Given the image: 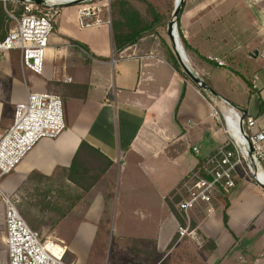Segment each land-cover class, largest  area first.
Here are the masks:
<instances>
[{
  "label": "crops",
  "instance_id": "obj_1",
  "mask_svg": "<svg viewBox=\"0 0 264 264\" xmlns=\"http://www.w3.org/2000/svg\"><path fill=\"white\" fill-rule=\"evenodd\" d=\"M96 3L101 22L90 26L81 24L80 3L59 8L42 73L25 69L19 51L0 58V137L16 104L33 91L61 95L66 122L61 135L41 139L3 178L4 188L18 205L67 186L62 169L85 141L113 164L59 222L67 263L102 264L93 246L106 237L107 264H264L261 185L238 181L227 224L224 198L214 213L198 212V241L179 238L184 220L172 195L225 143L229 110L264 127V7L253 0L184 1L180 28L199 54L183 48L211 95L173 66L156 34L115 52L110 9L104 0ZM72 215L75 223L66 227Z\"/></svg>",
  "mask_w": 264,
  "mask_h": 264
},
{
  "label": "built area",
  "instance_id": "obj_2",
  "mask_svg": "<svg viewBox=\"0 0 264 264\" xmlns=\"http://www.w3.org/2000/svg\"><path fill=\"white\" fill-rule=\"evenodd\" d=\"M9 0H0L7 8ZM23 5L19 16L7 10L14 27L0 40V54L13 51L21 54L22 65L35 73H42L50 37L56 29L59 8L77 0H14ZM97 0H81L79 11L82 25L101 22ZM110 7V0L105 1ZM264 57V51L261 53ZM218 65L225 62L211 58ZM202 89V88H201ZM203 90V89H202ZM215 116H219L217 110ZM244 116V117H243ZM227 121L225 143L199 162L184 179L177 202L184 222L178 227L179 238L198 239L195 224L198 212L211 214L216 205L235 190L240 179L264 182V127L247 113L225 114ZM66 129L63 99L52 91L30 92L26 101L16 104L11 126L0 137V197L4 207V241L7 264H69L63 239L42 238L21 214L16 200L2 188V180L11 174L26 155L43 138H56ZM199 154V149L194 147Z\"/></svg>",
  "mask_w": 264,
  "mask_h": 264
},
{
  "label": "trees",
  "instance_id": "obj_3",
  "mask_svg": "<svg viewBox=\"0 0 264 264\" xmlns=\"http://www.w3.org/2000/svg\"><path fill=\"white\" fill-rule=\"evenodd\" d=\"M145 2L148 3V9L146 11V14H143L139 10V8H137L131 2V0L111 1L110 20L113 31L115 52L120 53L125 48L138 42V40H140L141 38L151 34H156L157 28L159 26L165 25L164 17L160 14L157 8H155V6L151 2L147 0H145ZM7 10H13L17 15L20 16L23 12V5L20 1L9 0L7 8H5L3 3L0 2V40L4 39V37L7 35L9 30L11 29V23L13 22ZM181 13L178 17L177 27L181 44L184 48L193 50L194 52L199 54V52L195 48H193L192 45H190L185 39L184 34L180 28ZM164 46L166 48L168 60L177 70H179L185 76H188L187 73L183 70L180 60L173 50L172 46L168 45L165 41ZM205 81L209 85V82L207 80ZM112 164L113 162L105 155H103L99 150L83 141L79 146L77 153L75 154L72 164L69 167L62 169V171L66 174L69 183L74 185L82 193H86L106 176ZM62 191H64V189ZM46 195L48 196V193H46ZM172 195L174 196V200L177 203L180 199V195L174 193ZM80 198L81 196L77 197V200H79ZM223 201L225 205L224 220L227 224L228 214L226 209L230 204L229 196H226ZM169 202L171 208L173 210H176L174 203L171 200ZM24 204H27V201L24 199L21 200L20 203H18V208L21 214L31 226V228L42 235L41 231L43 228V223L34 221L31 215L26 211L27 209L24 208ZM74 205L75 203L72 202L68 207H66V211L64 209V213L60 214V217L64 218L65 216H67ZM58 221L59 220H57L56 223H58ZM102 238L103 237H98L95 240L93 250L98 249V251H100V255L97 256L100 257V259L105 260L107 251L105 250L106 244L105 242H103Z\"/></svg>",
  "mask_w": 264,
  "mask_h": 264
},
{
  "label": "rangeland",
  "instance_id": "obj_4",
  "mask_svg": "<svg viewBox=\"0 0 264 264\" xmlns=\"http://www.w3.org/2000/svg\"><path fill=\"white\" fill-rule=\"evenodd\" d=\"M111 1L112 0H110V4H111ZM147 1L151 2L155 6V8H157L160 14L164 17L165 25L159 26L157 28L156 35L160 39H164L165 41H167L169 45L171 41L168 35V23L174 18L173 13L175 10L176 0H147ZM253 1L255 2V4L259 5V7H264V0H253ZM131 2L137 8H139V10L143 14H146V11L148 9V3L145 2V0H131ZM99 6L100 5H98V7ZM181 11H183V8ZM14 25L15 23L12 22L11 28H13ZM2 55L3 54H0V58L4 57ZM3 68H5V63L0 65V69H3ZM239 92H240L239 93L240 95L242 94V96H244L243 99L246 100V102H248L249 94L247 93V95H244L241 89ZM27 98H25L23 101H26ZM63 108H64V104H63ZM8 176L9 175L5 177L7 178ZM67 185L68 186L65 188L57 187L55 189H52V194L48 196L46 194H41V195L31 196V198L28 197L27 204H24V208L27 209L26 211L31 215L34 221L43 223V226H42L43 228L41 231L42 232L41 237L43 239L46 237H57V238L64 237L63 230L65 231V229H62L61 226H59V222L62 219L60 217V214H63L64 213L63 210L65 209L66 211V207H68L72 202L76 203L77 195L81 194L82 198L84 196V193H82L79 189H77L71 183ZM2 188L7 193H9L4 188L3 184H2ZM61 189L62 190L64 189V191H62ZM85 207H86L85 204L81 205L82 210H85ZM72 211H73V208L69 211V213ZM69 218L70 219L67 220L68 222L66 223V227L68 226L72 227L73 224L75 223L74 221L75 216L72 215V217L70 216ZM55 219L56 221L59 220L58 223H56ZM3 230H4V207H3L1 197H0V264H7L8 259H7V252H6V243L3 240V233H2ZM102 239H103V242H105L106 237H103ZM99 252L100 251H98V249L95 250L94 258L100 259V257H98L100 255ZM66 259L68 261L71 260L69 256ZM102 264H107V261L104 260Z\"/></svg>",
  "mask_w": 264,
  "mask_h": 264
},
{
  "label": "water",
  "instance_id": "obj_5",
  "mask_svg": "<svg viewBox=\"0 0 264 264\" xmlns=\"http://www.w3.org/2000/svg\"><path fill=\"white\" fill-rule=\"evenodd\" d=\"M185 0H176L175 2V10H174V18L168 23V35L171 41V45L175 53L177 54L180 63L183 67V70L187 73V75L204 91L207 93H210L213 95L215 92L212 90V88L206 83V81L199 75L195 73L192 66L189 63V60L186 56L185 50L183 48V45L181 44L179 34H178V17L181 13V10L183 8ZM81 0H77L71 4L80 3ZM70 4V3H69ZM244 117V116H243ZM261 186L264 188V184H261Z\"/></svg>",
  "mask_w": 264,
  "mask_h": 264
},
{
  "label": "bare ground",
  "instance_id": "obj_6",
  "mask_svg": "<svg viewBox=\"0 0 264 264\" xmlns=\"http://www.w3.org/2000/svg\"><path fill=\"white\" fill-rule=\"evenodd\" d=\"M260 179L264 182V175L263 174H260Z\"/></svg>",
  "mask_w": 264,
  "mask_h": 264
}]
</instances>
